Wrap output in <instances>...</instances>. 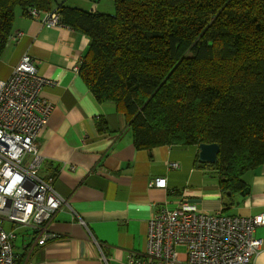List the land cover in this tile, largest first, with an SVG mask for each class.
Wrapping results in <instances>:
<instances>
[{
	"label": "trees",
	"instance_id": "16d2710c",
	"mask_svg": "<svg viewBox=\"0 0 264 264\" xmlns=\"http://www.w3.org/2000/svg\"><path fill=\"white\" fill-rule=\"evenodd\" d=\"M54 0H0V55L17 7ZM113 13L71 7L62 24L88 37L78 73L95 100L121 113L133 145L216 143L223 198L264 163V0H110ZM100 131L106 130L105 122Z\"/></svg>",
	"mask_w": 264,
	"mask_h": 264
},
{
	"label": "crops",
	"instance_id": "0c3cea01",
	"mask_svg": "<svg viewBox=\"0 0 264 264\" xmlns=\"http://www.w3.org/2000/svg\"><path fill=\"white\" fill-rule=\"evenodd\" d=\"M82 1L86 7H72L112 12L108 2ZM61 3L54 0L53 9ZM41 16L15 9L12 33L0 55V78H7L21 56L29 54L39 74L51 80L39 93L52 105L38 136L44 157L39 176L52 178L64 203L47 224L54 238L38 243L33 229H19L14 264H122L130 250L145 248L149 217L181 201L209 213L264 212V163L242 176L246 195L227 199L217 173L195 166L197 145L136 148L124 116L114 104L97 102L73 69L87 50L88 37L65 24L46 25ZM18 32L22 34L16 36ZM103 122L106 130L100 131ZM172 162L178 166L171 167ZM157 177L165 178V187L148 186ZM253 236L260 244L251 264H264V225L256 226Z\"/></svg>",
	"mask_w": 264,
	"mask_h": 264
},
{
	"label": "built area",
	"instance_id": "2783aa9c",
	"mask_svg": "<svg viewBox=\"0 0 264 264\" xmlns=\"http://www.w3.org/2000/svg\"><path fill=\"white\" fill-rule=\"evenodd\" d=\"M26 14L32 18L41 14L46 25L62 24L56 9L28 8ZM78 63L73 67L76 72ZM49 84L29 54L21 56L7 78H0V264H14L15 228L33 229L38 243L56 236L47 224L64 200L50 184L52 178L39 176L44 157L37 148L39 132L52 110L39 93ZM148 186L165 187V178L149 180ZM6 222L11 228L4 227ZM259 225H264V212L209 213L181 201L149 217L145 248L130 250L122 264H251L260 244L253 236ZM101 258L107 261L103 254Z\"/></svg>",
	"mask_w": 264,
	"mask_h": 264
},
{
	"label": "water",
	"instance_id": "95a60500",
	"mask_svg": "<svg viewBox=\"0 0 264 264\" xmlns=\"http://www.w3.org/2000/svg\"><path fill=\"white\" fill-rule=\"evenodd\" d=\"M197 160L200 163L213 164L217 160L219 146L216 143H200L198 144ZM248 193V189L239 192L241 196Z\"/></svg>",
	"mask_w": 264,
	"mask_h": 264
},
{
	"label": "rangeland",
	"instance_id": "374dc122",
	"mask_svg": "<svg viewBox=\"0 0 264 264\" xmlns=\"http://www.w3.org/2000/svg\"><path fill=\"white\" fill-rule=\"evenodd\" d=\"M100 1V0H99ZM103 2H105V4H106V2H108L109 4H111L110 5V9L109 8H104V9H109L110 11H112L111 13H113V11H114V6H113V4H112V2L110 1V0H102ZM61 2L64 4V5H67V6H74V5H78V6H80V7H86L85 5H87L86 3H84L82 0H61ZM111 6H112V8H111ZM18 8V7H17ZM91 8V7H90ZM54 9H56V8H54ZM4 227L6 228V229H9V228H11V224H10V222H6L5 223V225H4ZM21 227H17V228H15L14 230H15V233L18 235V232H19V229H20ZM179 251H183V248L182 247H179Z\"/></svg>",
	"mask_w": 264,
	"mask_h": 264
}]
</instances>
